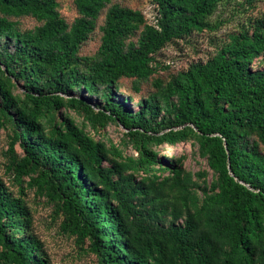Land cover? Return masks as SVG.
I'll use <instances>...</instances> for the list:
<instances>
[{
	"label": "trees",
	"instance_id": "obj_1",
	"mask_svg": "<svg viewBox=\"0 0 264 264\" xmlns=\"http://www.w3.org/2000/svg\"><path fill=\"white\" fill-rule=\"evenodd\" d=\"M256 1L152 0L151 22L115 0H74L68 22L58 0H0V128L10 130L18 182L0 176V264H52L28 186L56 201L98 264H264V11L207 60L154 80L138 109L121 86L129 78L139 92L169 43L217 31L220 5L247 12ZM26 16L38 23L23 28ZM97 27V51L81 54ZM111 122L136 155L87 130ZM180 142L208 168L194 172L185 155L169 161L156 149Z\"/></svg>",
	"mask_w": 264,
	"mask_h": 264
},
{
	"label": "rangeland",
	"instance_id": "obj_2",
	"mask_svg": "<svg viewBox=\"0 0 264 264\" xmlns=\"http://www.w3.org/2000/svg\"><path fill=\"white\" fill-rule=\"evenodd\" d=\"M60 2V11L68 22H72L78 15L74 0H58ZM121 4L140 9L144 12L149 21L155 20L156 9L152 0H115ZM242 1V0H241ZM264 11V0H257L255 6L249 7L247 12L242 9L236 2L225 5H220L218 10L212 16V20L221 21L222 25L217 31L205 30L200 33H195L187 39H178L169 43L157 55L159 62V71L150 77L147 81L141 84V90L137 92L134 88L132 79L124 78L121 80L122 93L131 94L135 101H130L129 104L134 110L138 109L136 100L142 95H147L155 89L154 80L157 78L168 80L170 75L179 70L185 69L191 62L197 60H207L213 55L219 44L226 38L228 31L234 30L241 21H244L247 15H258ZM104 14L99 19L98 24L103 22ZM20 22L23 28L34 27L38 21L33 17H21ZM101 32L97 27L91 38L83 44L81 54H94L100 44ZM258 59L256 60V64ZM63 111H68L77 122L82 123L83 114L74 110L62 108ZM87 130L94 133L95 136L112 139L116 144H120L126 153L134 152L131 144L123 143L124 127L115 122H111L106 128L101 131L94 132L90 124ZM10 130L7 127L0 128V176L13 189L18 188L16 180V171L13 165V153L10 150L9 136ZM159 154L165 158L178 157L185 155L184 165L187 169L194 172L208 168L205 158L199 156L195 152L194 146L190 142H180L176 145L162 144L156 147ZM16 153L22 154V149L19 142L14 145ZM212 171L208 175V179L212 180ZM28 177H25V185H27ZM27 200L31 207L34 217V227L37 234L45 244V248L50 255L52 264H98L96 254L89 249L88 241L81 242L76 234L70 232L68 227L62 225L64 219V211L56 205L45 191L37 189V186L27 189Z\"/></svg>",
	"mask_w": 264,
	"mask_h": 264
}]
</instances>
